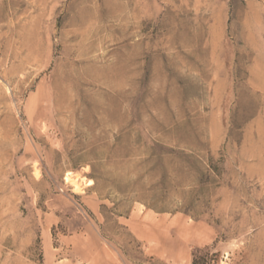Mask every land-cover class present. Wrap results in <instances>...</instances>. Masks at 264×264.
Masks as SVG:
<instances>
[{"label":"rangeland","instance_id":"1","mask_svg":"<svg viewBox=\"0 0 264 264\" xmlns=\"http://www.w3.org/2000/svg\"><path fill=\"white\" fill-rule=\"evenodd\" d=\"M196 250L264 264V0H0V264Z\"/></svg>","mask_w":264,"mask_h":264},{"label":"trees","instance_id":"2","mask_svg":"<svg viewBox=\"0 0 264 264\" xmlns=\"http://www.w3.org/2000/svg\"><path fill=\"white\" fill-rule=\"evenodd\" d=\"M201 250H196L193 260H192V264H208L209 261L204 260L202 257L197 256V253H200Z\"/></svg>","mask_w":264,"mask_h":264},{"label":"bare ground","instance_id":"3","mask_svg":"<svg viewBox=\"0 0 264 264\" xmlns=\"http://www.w3.org/2000/svg\"><path fill=\"white\" fill-rule=\"evenodd\" d=\"M69 174H70V172L67 173V175H69ZM75 180H76V179H75ZM91 184H93V182H92L91 180H89L88 183H87V185L89 186V185H91Z\"/></svg>","mask_w":264,"mask_h":264}]
</instances>
